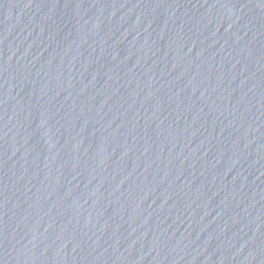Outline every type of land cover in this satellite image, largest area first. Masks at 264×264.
I'll list each match as a JSON object with an SVG mask.
<instances>
[{
    "label": "water",
    "instance_id": "water-1",
    "mask_svg": "<svg viewBox=\"0 0 264 264\" xmlns=\"http://www.w3.org/2000/svg\"><path fill=\"white\" fill-rule=\"evenodd\" d=\"M0 264H264V0H0Z\"/></svg>",
    "mask_w": 264,
    "mask_h": 264
}]
</instances>
